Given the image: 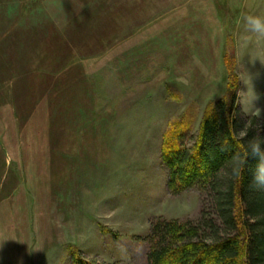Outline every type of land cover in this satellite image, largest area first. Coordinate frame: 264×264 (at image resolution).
Returning <instances> with one entry per match:
<instances>
[{"label":"rangeland","instance_id":"rangeland-1","mask_svg":"<svg viewBox=\"0 0 264 264\" xmlns=\"http://www.w3.org/2000/svg\"><path fill=\"white\" fill-rule=\"evenodd\" d=\"M248 14L264 0H0V264H148L154 221L200 219L163 151L232 86L264 123Z\"/></svg>","mask_w":264,"mask_h":264},{"label":"trees","instance_id":"trees-1","mask_svg":"<svg viewBox=\"0 0 264 264\" xmlns=\"http://www.w3.org/2000/svg\"><path fill=\"white\" fill-rule=\"evenodd\" d=\"M238 107L232 86L197 136L168 135L170 193L198 189L206 206L196 222L154 221L148 264H264V123Z\"/></svg>","mask_w":264,"mask_h":264},{"label":"clouds","instance_id":"clouds-1","mask_svg":"<svg viewBox=\"0 0 264 264\" xmlns=\"http://www.w3.org/2000/svg\"><path fill=\"white\" fill-rule=\"evenodd\" d=\"M243 38L255 35L257 38H264V15L248 14L244 17Z\"/></svg>","mask_w":264,"mask_h":264}]
</instances>
